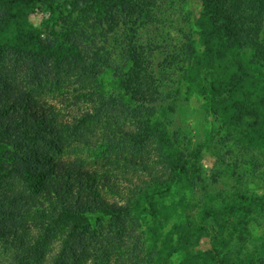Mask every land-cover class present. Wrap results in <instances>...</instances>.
Instances as JSON below:
<instances>
[{"label": "trees", "instance_id": "1", "mask_svg": "<svg viewBox=\"0 0 264 264\" xmlns=\"http://www.w3.org/2000/svg\"><path fill=\"white\" fill-rule=\"evenodd\" d=\"M160 1L86 0L108 21H121L120 29L112 24V33L105 31L118 43L119 60L103 49L88 61L93 41L64 43L70 53L58 59L22 30L1 38L24 0H0V264L154 262L136 216L171 194L184 167L155 142L151 120L168 99L174 69L199 59L189 28L184 53L159 60L166 47L152 26L159 24ZM249 6L231 5L226 17L248 38L258 24L246 15ZM144 33L153 39L144 42ZM208 36L224 37L216 30ZM107 72L111 92L98 81ZM85 152L90 163L77 156Z\"/></svg>", "mask_w": 264, "mask_h": 264}, {"label": "rangeland", "instance_id": "2", "mask_svg": "<svg viewBox=\"0 0 264 264\" xmlns=\"http://www.w3.org/2000/svg\"><path fill=\"white\" fill-rule=\"evenodd\" d=\"M85 1L24 0L1 38L22 30L47 43L58 59L70 53L64 43L86 47L93 41L88 61L100 59L103 49L119 60L118 43L105 31L112 33V24L120 29L121 21H108ZM248 3L246 15L258 21L250 38L226 20L228 7ZM159 11V24L152 26L166 47L159 60L184 53L189 28L199 59L174 69L168 99L150 119L155 142L184 167L171 194L136 216L151 264H264V0H161ZM95 29L105 34L93 37ZM213 30L224 37H209ZM152 35L144 33V42ZM110 74L98 77L109 92ZM77 156L88 163L93 157Z\"/></svg>", "mask_w": 264, "mask_h": 264}]
</instances>
